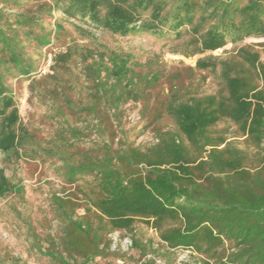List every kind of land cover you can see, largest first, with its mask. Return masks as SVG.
<instances>
[{
	"label": "trees",
	"instance_id": "16d2710c",
	"mask_svg": "<svg viewBox=\"0 0 264 264\" xmlns=\"http://www.w3.org/2000/svg\"><path fill=\"white\" fill-rule=\"evenodd\" d=\"M68 23L85 38H147L185 59L233 48L164 75L137 72L129 55L104 45L83 47L87 92L74 101L64 75L75 47L52 54L47 73L31 78ZM246 39H264V0H0V155L6 164L52 161L73 190L52 197L60 228L41 254L54 264L122 258L107 238L120 231L145 264L173 263L183 251L200 264H264V43L237 47ZM196 74L201 84L211 79V93ZM13 78L30 80V96L50 103L47 138L22 122ZM129 102L141 104L152 144L118 137ZM21 191L0 168V199ZM136 224L154 231L156 247L137 237Z\"/></svg>",
	"mask_w": 264,
	"mask_h": 264
},
{
	"label": "rangeland",
	"instance_id": "374dc122",
	"mask_svg": "<svg viewBox=\"0 0 264 264\" xmlns=\"http://www.w3.org/2000/svg\"><path fill=\"white\" fill-rule=\"evenodd\" d=\"M66 34L61 40L55 42L53 46L43 50V59L37 69L36 75L31 78L38 80L47 73L51 64V55L64 51L67 46L72 49L73 55L69 65V72L66 73L65 80L73 88L69 95L74 101L82 100L86 94V83L82 74V64L79 53L84 49L100 48L104 45L108 50L116 53L127 54L134 61V69L137 72H147L146 67L151 70H159L164 75L177 71H184L186 67L193 68L198 58L225 57L233 46L227 45L221 50L199 57L185 59L172 55L162 43L154 42L147 38H118L111 35L92 31L94 35L90 38L85 36L75 28L73 24H65ZM264 43V39H246L237 47L257 45ZM259 52L260 48L256 47ZM200 74H196L195 83L201 84ZM206 75V74H201ZM30 80L9 79L8 86L12 91L13 98L20 118L24 125L33 132L37 139L47 138L52 133L53 127L46 115H49L50 103L43 104L37 98L31 97L28 89ZM213 83L210 78H206L201 84V91L211 93ZM167 87L163 86L161 95H165ZM79 91V92H78ZM154 93L151 95V104L154 100ZM140 103L129 102L124 109V119L122 120L119 138L123 136L128 143L138 147H145L154 142L152 129H143L144 122L140 120ZM161 126L170 127L167 121H162ZM219 125L218 128H221ZM0 168H4V173L13 183H18L22 191L18 195H10L0 199V264H54L44 253L47 249L46 239L48 236L56 238L60 226L54 218V208L51 200L53 196L61 199H68L72 188L65 186L55 172L52 161L42 162L39 159L22 158L16 162L6 164L0 155ZM77 197L80 194L77 193ZM77 216L83 215V210H77ZM135 234L143 241L151 239L156 247L157 238L153 230L143 224L135 225ZM129 232H114L107 236L110 240V252L117 253L119 257H107L105 260L96 259L92 264H117L118 260L123 264H133L135 260L142 257L131 248ZM173 263L164 259H159L161 264H193L195 260L192 254L187 251L177 252Z\"/></svg>",
	"mask_w": 264,
	"mask_h": 264
},
{
	"label": "built area",
	"instance_id": "2783aa9c",
	"mask_svg": "<svg viewBox=\"0 0 264 264\" xmlns=\"http://www.w3.org/2000/svg\"><path fill=\"white\" fill-rule=\"evenodd\" d=\"M117 264H123V261L118 260ZM133 264H145V263L143 260H139V261L134 262ZM155 264H161L160 260L159 259L155 260ZM193 264H200V263L198 260H195V263H193Z\"/></svg>",
	"mask_w": 264,
	"mask_h": 264
}]
</instances>
